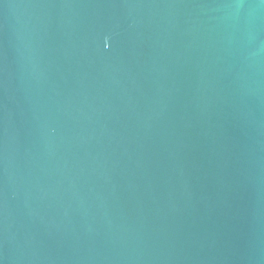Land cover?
<instances>
[{
    "label": "water",
    "instance_id": "obj_1",
    "mask_svg": "<svg viewBox=\"0 0 264 264\" xmlns=\"http://www.w3.org/2000/svg\"><path fill=\"white\" fill-rule=\"evenodd\" d=\"M0 264H264V0H0Z\"/></svg>",
    "mask_w": 264,
    "mask_h": 264
}]
</instances>
